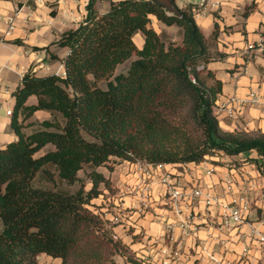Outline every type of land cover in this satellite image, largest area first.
Segmentation results:
<instances>
[{
    "label": "trees",
    "instance_id": "16d2710c",
    "mask_svg": "<svg viewBox=\"0 0 264 264\" xmlns=\"http://www.w3.org/2000/svg\"><path fill=\"white\" fill-rule=\"evenodd\" d=\"M178 9L181 16L153 0H117L98 12L90 0L84 19L53 42L68 48L65 75L24 73L12 93L17 138L0 147V264H39L41 253L61 264H120L115 255L129 253L127 245L90 208L112 184L100 167L200 163L249 151L264 164V133L222 128L214 105L223 82L208 67L207 38L191 5ZM153 16L180 27L182 42L158 33ZM134 53L127 71L111 78ZM31 95L37 102L28 104ZM39 110L50 117L29 120ZM86 166L89 189L79 176ZM77 182L75 191L62 187ZM128 261L141 264L130 254Z\"/></svg>",
    "mask_w": 264,
    "mask_h": 264
},
{
    "label": "crops",
    "instance_id": "0c3cea01",
    "mask_svg": "<svg viewBox=\"0 0 264 264\" xmlns=\"http://www.w3.org/2000/svg\"><path fill=\"white\" fill-rule=\"evenodd\" d=\"M89 1L0 0V147L17 138L11 128V119L8 118L12 115H8L6 111L2 114L4 108L11 109V104H15L13 91L21 84L24 73L29 70L38 75H65L63 58L68 53V48L56 46L53 42L84 19ZM113 1L117 0H94V7L98 12H104ZM254 4L242 23L234 20L237 7L235 0L225 1L219 10V20H215V13L195 18L206 38L214 35L215 24H218L215 40L216 52L220 56L214 57L208 64L216 77L223 82L222 93L215 102V113L217 103L228 95L235 93L244 97L250 91H255L259 96L258 103L247 105L242 115L237 118H227L219 114L222 118L219 119L222 128L229 131L243 129L264 133V64L258 61L264 58V44L260 42L264 36V0L261 4ZM9 17H14L12 30H9L7 23ZM157 22L159 23V20L156 17H151L153 27L161 28L160 31L157 30L158 33L164 30L163 28L172 26L164 27V23L160 26ZM137 35L140 38L137 46L142 47L144 36L142 32H137ZM251 43L255 44V48L249 49ZM228 58L231 60L230 65L221 63H225L224 60ZM214 61L219 62L218 65L213 63ZM252 64L256 65L257 70L253 69ZM223 70L228 76L218 77V72ZM36 102L37 98L35 102L27 103ZM38 112L45 111L39 110L35 113ZM247 156L255 157L256 152L207 156L200 164L158 165L123 160L115 165L112 172L107 173L102 167L99 168L110 178L112 184L111 190L106 189L105 194H101L95 201L106 205L101 210L108 220H111L114 214L120 215L121 222L115 224L113 230L127 245L129 254L141 264H158L159 251L165 246H177L185 255L196 259L203 244L233 260L241 251L236 231H220L208 223L209 218L212 219L221 213L219 205L207 206L196 199L188 206L196 215L194 220L198 231L187 236L181 228L182 216L169 203L162 183H153L150 208L147 211L140 210V177L143 168L149 167L156 173L169 174L185 188L201 184L212 195L226 196L225 180L229 178L237 185L243 180H256L264 191V172H260L255 163L244 161ZM211 168L213 173L207 175L206 170ZM261 169H264V164ZM109 205L110 209L107 208ZM184 206L187 208V204ZM261 207L258 214L264 217V205ZM166 219L172 223V229L168 233L165 228ZM116 260L120 264H133L128 261V255H117Z\"/></svg>",
    "mask_w": 264,
    "mask_h": 264
},
{
    "label": "built area",
    "instance_id": "2783aa9c",
    "mask_svg": "<svg viewBox=\"0 0 264 264\" xmlns=\"http://www.w3.org/2000/svg\"><path fill=\"white\" fill-rule=\"evenodd\" d=\"M225 1L197 0L195 3L189 4L192 7L194 18H200L208 13L219 11ZM7 23L9 30H12L14 17H9ZM260 42L264 44V36L261 37ZM253 48H255V44L251 43L249 49ZM193 81H195L194 78ZM258 101L259 96L255 91H250L244 97L234 93L217 103V113L227 118H237L242 115L247 105L258 103ZM6 113L12 115L13 109H7ZM205 173L211 175L213 169H208ZM154 182L162 183L165 186L166 198L177 213L182 216L181 228L185 235L190 236L192 232L198 231L194 220L196 215L188 207L197 199L207 206L219 205L221 207V213L212 219L209 218L208 223L220 231H236L241 248L238 256L231 260L203 244L199 257L192 259L181 252L178 247L165 246L159 251L158 262L160 264H264V217H261L253 207L259 203L260 206H263L264 191L256 180H243L240 185H237L232 179H226V196H219L212 195L201 184L185 188L165 172L156 173L152 168H143L140 177V184H142L141 208H148L151 203ZM184 204H187V208ZM111 221L113 223L120 222V215H114ZM165 228L167 233L172 229V223L167 219Z\"/></svg>",
    "mask_w": 264,
    "mask_h": 264
},
{
    "label": "rangeland",
    "instance_id": "374dc122",
    "mask_svg": "<svg viewBox=\"0 0 264 264\" xmlns=\"http://www.w3.org/2000/svg\"><path fill=\"white\" fill-rule=\"evenodd\" d=\"M197 0H175V7L177 8V7H188L190 4L189 3H195ZM254 3H259V4H261L262 3V0H235V4H236V9H235V18H234V20L236 19L237 20V22L239 21L240 23H242L243 22V20H244V18L246 17V15L244 14L245 13V10H246V7H247V5L251 8V6H253V5H255ZM258 4V5H259ZM249 8V9H250ZM248 9V15H249V10ZM220 11H217V12H215V14H214V17H215V20H219L220 19V17H221V12L219 13ZM247 15V16H248ZM151 25H152V23H150ZM156 24H159L160 26H162V22H160L159 21V23L157 22ZM164 25V27H166V26H168V25H165V24H163ZM153 26V25H152ZM203 26V25H202ZM155 29L156 30H158V31H160V27H158V26H155ZM164 30H162V31H164V32H160L162 35H166V36H168V38L170 39V40H172L173 42H175V43H181L182 42V39H183V37H182V30H181V28L180 27H178L177 25H172L171 27H169V28H163ZM167 31V32H166ZM166 32V33H165ZM217 38V36L216 35H212L211 37H209V38H207V42H208V48H209V51L211 52V54H212V56L213 57H219L220 56V54L219 53H217L216 52V39ZM168 39V40H169ZM134 40H135V43L136 44H138V42L140 41V38H139V36L137 35V33L134 35ZM136 58V53H134V55L130 58V59H128V60H126V61H124V62H122V63H120L118 66H117V68L115 69V71H114V73H113V76L111 77V78H114V76H116V75H118V74H120V73H124V72H126L127 71V69H128V67H129V65H130V62L132 61V60H134ZM259 62H261L262 64H264V58H260L259 60H258ZM212 62V61H211ZM224 62L225 63H223V61H221V63L222 64H225V65H230V63H231V60L228 58V59H225L224 60ZM213 63H215L216 65H218V63L219 62H213ZM252 67H253V69H256L257 70V68H256V65H254V64H252L251 65ZM218 74H219V76L218 77H223V78H226L228 75H227V72L225 71V70H223V71H219L218 72ZM106 80H102L101 82H100V85L101 86H105L106 85ZM35 100H36V98H35V96H31V97H29L28 98V100H27V102L28 103H31V102H35ZM13 107H14V105L13 104H11V109H13ZM214 108H215V105H214ZM5 111H6V108H4V110L2 111V114H5ZM214 113H215V111H214ZM216 115H217V117H219V119L220 120H222V118H220L221 116H219L218 115V113H215ZM50 117V113L48 112V111H45V112H38V113H35L29 120H31V119H34V120H42V119H44V118H49ZM9 119H11V116H9L8 117ZM35 126H31V127H29V128H26V131H30V130H32L33 128H34ZM242 131H246V130H243L242 129ZM246 132H248V131H246ZM248 133H250V134H253V135H255V134H257V133H259V132H248ZM223 153H218V154H215V155H213L214 157H220L221 155H222ZM223 155H225V154H223ZM208 157H210V156H208ZM254 157L253 156H247L245 159H244V161H249V162H253L254 161V159H253ZM205 161V160H204ZM200 163H202V162H200ZM200 163H196V164H200ZM254 163V162H253ZM256 165H257V168L259 167V171L261 172H264V169H261V167L263 166V163H255ZM102 170H104L105 172H107L108 173V169H107V167H105V166H103L102 167ZM89 171V167L88 166H86L83 170H81L80 172H79V176L81 177V178H83V180L85 181V187H86V189H89L90 187H91V183H90V181H89V179L86 177V172H88ZM62 187L64 188V189H67V190H70V191H75L76 189H78L79 187H80V183L79 182H77V183H75L74 185H71V186H69V185H67V184H63L62 185ZM103 188V195L105 194L104 193V191L106 190V189H108V190H111V188H104V187H102ZM166 192V191H165ZM152 194V193H151ZM141 201H142V198H141ZM169 201V200H168ZM94 202H95V204L96 205H92V206H90V208H92V209H94V210H100V211H102L101 209H102V207H104V206H106V205H103V204H99V201H95L94 200ZM170 203V202H169ZM112 205V204H111ZM111 205H109V206H107V208L108 209H110L111 208ZM141 205H142V203H141ZM150 205H151V203L149 204V206H148V208H141L140 207V210L141 211H147V210H149V208H150ZM261 204L259 203L258 205H253V207L257 210V211H259V210H261V206H260ZM262 205H264V204H262ZM191 209V208H190ZM114 215H118V214H114ZM111 223V225H114L115 226V224H117V223H113L111 220H109ZM121 222V221H120ZM120 222H118V223H120ZM113 226V227H114ZM112 227V228H113ZM0 228H1V225H0ZM114 238L116 239V238H118V236L116 235V233H115V235H114ZM172 247H177V246H172ZM129 251V250H128ZM129 253H126V255H128ZM119 255H122V254H119ZM125 255V254H124ZM116 256L117 255H115V259H116ZM36 259H37V261H38V263L39 264H61V259H59V258H53V257H51V256H49V255H46V254H44V253H41V254H38V255H36ZM136 260V259H135ZM117 261V260H116ZM138 261V260H137ZM138 262H140V261H138ZM141 263V262H140ZM158 264H160L159 262H158Z\"/></svg>",
    "mask_w": 264,
    "mask_h": 264
},
{
    "label": "water",
    "instance_id": "95a60500",
    "mask_svg": "<svg viewBox=\"0 0 264 264\" xmlns=\"http://www.w3.org/2000/svg\"><path fill=\"white\" fill-rule=\"evenodd\" d=\"M163 6L168 14H175L181 16V12L175 7L173 0H153Z\"/></svg>",
    "mask_w": 264,
    "mask_h": 264
},
{
    "label": "flooded vegetation",
    "instance_id": "af4514ba",
    "mask_svg": "<svg viewBox=\"0 0 264 264\" xmlns=\"http://www.w3.org/2000/svg\"><path fill=\"white\" fill-rule=\"evenodd\" d=\"M173 3H174V5H175V0H173Z\"/></svg>",
    "mask_w": 264,
    "mask_h": 264
}]
</instances>
